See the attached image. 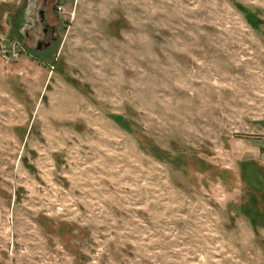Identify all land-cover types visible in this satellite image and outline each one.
<instances>
[{"label":"rangeland","instance_id":"374dc122","mask_svg":"<svg viewBox=\"0 0 264 264\" xmlns=\"http://www.w3.org/2000/svg\"><path fill=\"white\" fill-rule=\"evenodd\" d=\"M26 7L0 0V264H264V0H59L45 53Z\"/></svg>","mask_w":264,"mask_h":264},{"label":"flooded vegetation","instance_id":"af4514ba","mask_svg":"<svg viewBox=\"0 0 264 264\" xmlns=\"http://www.w3.org/2000/svg\"><path fill=\"white\" fill-rule=\"evenodd\" d=\"M58 2L59 0H27V9L20 16V23L17 24L21 42L27 45L26 40L30 38L29 29L35 31V49L40 53H45L57 42L58 28L50 21L54 17Z\"/></svg>","mask_w":264,"mask_h":264},{"label":"built area","instance_id":"2783aa9c","mask_svg":"<svg viewBox=\"0 0 264 264\" xmlns=\"http://www.w3.org/2000/svg\"><path fill=\"white\" fill-rule=\"evenodd\" d=\"M20 57V53L17 51H11L10 49H6L0 39V58L9 61L10 58L18 59Z\"/></svg>","mask_w":264,"mask_h":264}]
</instances>
